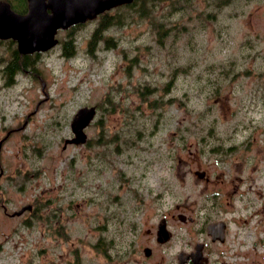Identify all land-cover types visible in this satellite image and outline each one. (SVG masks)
<instances>
[{
    "label": "rangeland",
    "instance_id": "obj_1",
    "mask_svg": "<svg viewBox=\"0 0 264 264\" xmlns=\"http://www.w3.org/2000/svg\"><path fill=\"white\" fill-rule=\"evenodd\" d=\"M142 1L157 15L172 2ZM193 2L203 14L205 1ZM134 11L136 21L104 31L109 48L89 49L97 17L58 29L9 84L2 68L16 40L0 39V264H171L182 239L207 237L201 221L218 217L228 227L226 242L209 246L214 264H264V0H230L206 21L180 6L174 19L192 29L162 42ZM136 83L156 86L162 107L143 103ZM85 105L96 107L86 140L65 142ZM127 105L143 114L134 120ZM131 127L141 136L120 139ZM196 169L237 185L231 203L212 194L227 182ZM162 218L173 234L163 245Z\"/></svg>",
    "mask_w": 264,
    "mask_h": 264
},
{
    "label": "water",
    "instance_id": "obj_2",
    "mask_svg": "<svg viewBox=\"0 0 264 264\" xmlns=\"http://www.w3.org/2000/svg\"><path fill=\"white\" fill-rule=\"evenodd\" d=\"M133 0H26V11H16L8 0H0V39L11 38L16 40V48L20 54L45 51L54 46L58 39V29H66L77 23L96 17L98 14L121 4ZM96 114L95 105L82 106L72 117L70 122L74 137L65 142L80 143L86 140L84 128L93 120ZM194 173L202 177L204 170L196 169ZM31 204L23 205L13 214H21L30 209ZM207 229L216 236L218 227L214 222L209 223ZM222 228L220 231L222 232ZM157 240L164 242L171 236L166 226L165 218L158 223ZM217 237V236H216ZM150 248L145 247L146 255Z\"/></svg>",
    "mask_w": 264,
    "mask_h": 264
},
{
    "label": "trees",
    "instance_id": "obj_3",
    "mask_svg": "<svg viewBox=\"0 0 264 264\" xmlns=\"http://www.w3.org/2000/svg\"><path fill=\"white\" fill-rule=\"evenodd\" d=\"M12 7L18 11V12H25L26 11V0H9ZM141 0H133L130 3H125L118 5L116 7H113L109 10H106L100 14H98L96 17V24L93 28L90 37L88 38L89 43V49L92 47V45H96L97 43L103 41L105 48H109L112 46H115V40L108 34H105V30L109 28V26L113 25H120L125 22H132V20H135L134 17H132V10L137 14L139 17H149V23L153 30L156 31L157 36L156 40L159 42H162L164 37L168 36L172 32L174 35H178L179 33H183L185 31L189 32L192 29V26L187 25L186 23H183L182 20H175L173 17V14L177 11V9L181 6L182 11L184 12V9L186 8V13L188 14L187 20L191 19L192 17H196L198 21L204 19V21L210 19L214 20V18H210L209 16L212 14L211 12H216L218 9H220L221 5L228 4L230 0H204L205 1V7L203 14H200V10H198L195 15L191 13V8L188 6V2L194 4V0H172L169 12L164 15H157L154 12V8H151L148 11H145L147 2H140ZM151 3H158L160 0H150ZM186 2V5H185ZM155 3V4H156ZM126 7V8H124ZM132 8V9H129ZM190 8V9H188ZM194 8V6L192 7ZM210 12V15L209 13ZM141 19V18H140ZM136 21V20H135ZM78 24V23H77ZM205 22H203V25ZM74 26V25H73ZM188 32V33H189ZM65 41V40H64ZM62 41V42H64ZM72 36H69V39H67L66 42L62 45L63 54L70 55V53L73 52L74 49L69 48L68 44H72ZM10 42H12L10 40ZM74 47V46H73ZM30 56L28 54H20L16 47H13L11 50V58L7 60L5 65L3 66L2 70L7 73L8 76V82L9 84L13 79L12 77L15 75L16 72L21 70H26L30 67V65L33 64L32 59L29 58ZM5 60L4 58L2 59ZM32 62V63H31ZM127 72V71H126ZM129 74V72H128ZM132 92L142 100L143 103H147L149 106H157L162 107V97L160 98L161 101H159V97H154L153 93L155 92L154 85L149 86L148 84L143 83H136L131 86ZM150 87V88H149ZM163 89L167 92L169 88V82H166L163 86ZM216 94V92H214ZM109 104L112 106L110 110H113L116 106L120 105V101L113 100L111 97L109 100ZM126 108L129 111H132L135 114V118H139L140 115L143 114L141 112V108L137 106V108L133 107L132 105H127ZM125 108V110H127ZM139 115V116H138ZM129 133V134H127ZM120 135V139L124 138H136L141 136V131L135 130L132 127L124 132L118 133ZM130 135V136H128ZM112 137V136H111ZM110 137V138H111Z\"/></svg>",
    "mask_w": 264,
    "mask_h": 264
},
{
    "label": "flooded vegetation",
    "instance_id": "obj_4",
    "mask_svg": "<svg viewBox=\"0 0 264 264\" xmlns=\"http://www.w3.org/2000/svg\"><path fill=\"white\" fill-rule=\"evenodd\" d=\"M204 180H206V182H211L214 183V181L216 179H218V182H221L224 184V182H227V187H220L221 190H217L214 191L212 194L214 196H216V198H220L222 200V198L227 202V203H231L230 202V196L233 195L234 190H235V185L234 184L232 186L230 181H225L224 178H217L216 175L212 176L211 174L204 173V175L201 177ZM220 183V184H221ZM231 187H234L233 191L230 190ZM224 201V202H225ZM183 212H179L177 214L178 218L183 221L182 224H188V223H184L186 221H192L193 220V216H185L183 215ZM203 218V221H201V229H200V233H206V236H201L200 239L198 240H191L193 237H195L194 235H190L189 238L187 239H182V243L185 244L186 246L184 247H180L177 249V251L175 252L174 258L171 261V264H214L213 260H212V255L209 249V246L212 244H224L226 242V231H227V227H228V221L226 219H224L223 217H218V218H211V219H207ZM167 222V221H166ZM214 222L216 224V226L218 227V234L216 236H212V232L210 233L209 230L207 229V226L209 223ZM190 223V222H189ZM167 226V224H166ZM223 226V230L222 232L220 231V228H222ZM172 233V232H171ZM180 238L181 237H187L183 234L179 235ZM173 237V234H171L170 238L167 239L164 242H159L157 240V236H156V241L160 244H166L168 242L171 241ZM145 247H149V246H144L143 247V253L144 252V248ZM151 250V247H149ZM151 254V251H150ZM149 254V255H150ZM146 255V254H145ZM146 255V256H149ZM111 264H162L161 262H144V261H132V262H126L125 261H116L114 263Z\"/></svg>",
    "mask_w": 264,
    "mask_h": 264
}]
</instances>
